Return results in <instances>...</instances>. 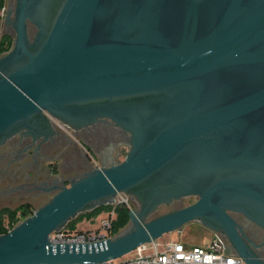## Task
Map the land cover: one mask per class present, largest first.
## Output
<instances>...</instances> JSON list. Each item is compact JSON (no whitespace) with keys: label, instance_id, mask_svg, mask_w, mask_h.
<instances>
[{"label":"water","instance_id":"1","mask_svg":"<svg viewBox=\"0 0 264 264\" xmlns=\"http://www.w3.org/2000/svg\"><path fill=\"white\" fill-rule=\"evenodd\" d=\"M13 25L0 57V145L45 114L75 126L109 118L131 137L123 161L53 186L0 235V264L113 261L195 221L223 231L246 264H264L230 213L264 229V0H18ZM131 192L143 206L120 235L52 242L78 214Z\"/></svg>","mask_w":264,"mask_h":264},{"label":"flooded vegetation","instance_id":"2","mask_svg":"<svg viewBox=\"0 0 264 264\" xmlns=\"http://www.w3.org/2000/svg\"><path fill=\"white\" fill-rule=\"evenodd\" d=\"M17 5L18 0L15 1L14 5L10 4L7 11V18L9 17L7 19V26L14 32L13 22L15 20ZM28 31L30 40L34 41L39 32L38 27L31 21H28ZM37 123L40 124H38L36 129L32 131L28 129L22 130L0 145V172L3 170L2 165L6 162L7 168H10L13 163L18 165L19 168H34L35 171L27 175L26 181L29 182L30 178H33V175L36 174L33 181L27 184L37 187L36 185L40 181V178L42 179L40 183L44 187H37V197L50 195L53 186L57 184L62 186L64 183L71 181L73 177L81 176L85 172L119 163L120 161L114 156L119 154L116 143L121 142L122 144L130 146V133L117 126L109 118H98L89 124L75 126L62 119L45 114ZM76 138H81L85 142L97 141V144H94V147L97 148L99 144L100 146H107L106 160L110 162L105 161L98 164L95 162L94 156L90 153L88 157L83 158L81 151L73 142V139ZM55 161H59L60 169L57 168L58 165ZM43 167L47 170L43 171ZM61 167L64 169L62 170ZM55 169L57 173H55ZM65 174L68 175V179L63 177ZM129 195L138 199L132 192ZM192 197L197 201V197L194 196L183 197L174 200L170 204H161L156 210L163 205H173L174 203L182 202ZM142 206L143 204L140 202V207L136 209L141 210ZM230 213L239 224L241 228L239 232L248 248L258 258L264 261V229L240 212ZM200 224L204 226L201 222ZM205 228L221 235L229 251L235 252L223 231H215L208 227Z\"/></svg>","mask_w":264,"mask_h":264},{"label":"rangeland","instance_id":"3","mask_svg":"<svg viewBox=\"0 0 264 264\" xmlns=\"http://www.w3.org/2000/svg\"><path fill=\"white\" fill-rule=\"evenodd\" d=\"M15 1L16 0H5L4 9L0 11V37L5 33L11 34L14 37L16 36L15 32L9 29L7 26V11L10 7V4L14 5ZM73 142L81 151L83 158L88 157L90 153L94 156L95 162H97L98 164L108 161L106 160L107 146L105 145L100 146L99 144V147L97 148L94 147V144H97V141L85 142L81 138L73 139ZM116 146H117V152L119 154L114 156L118 161L121 162L125 159L126 154L130 149V146L122 144L121 142L116 143ZM55 162L58 165L57 168L60 169L59 161H55ZM2 166L4 171L2 170L0 172V210L4 208L16 209L18 206H20L23 203H29L36 210H38L40 207L45 205L56 193V191H51V194L48 196L37 197L38 195L37 187H44L40 183L42 179L40 178V181L36 185L37 187L27 184L33 181V178L36 176V174L33 173L34 177L30 178L29 182L26 181L27 175L35 171L34 168H19V166L14 163L10 166V168H7V162ZM42 169L43 171L47 170L45 169V167H43ZM63 177L65 179L69 178L67 174H65V176ZM74 178L76 177H73L72 179ZM114 198L116 199V201L106 202L105 205H118V204L121 205L120 203L124 199L131 206V208L136 209V205L130 202L129 194L121 193ZM195 201L196 199L192 197V198H188L185 201L174 203L173 205H163L159 207L156 211H153L151 215L147 217L146 221H149L160 215L174 211L181 207L188 206L189 204ZM92 210H86L73 218L74 221H76L75 231L102 230L103 224L105 222L109 221L112 224V222L116 218V214L114 212H103L98 217L92 220L82 219L79 221V219L82 217L81 215L91 212ZM67 224L64 226V229H68ZM215 238H216V233L211 232L210 230L202 226L200 222L195 221L186 224L180 230L163 235L162 237L158 238L156 241L159 243L160 248H163L165 244L171 242H183L194 246H204L209 244ZM135 253L136 251H133L118 260L119 261L127 260L133 257Z\"/></svg>","mask_w":264,"mask_h":264},{"label":"built area","instance_id":"4","mask_svg":"<svg viewBox=\"0 0 264 264\" xmlns=\"http://www.w3.org/2000/svg\"><path fill=\"white\" fill-rule=\"evenodd\" d=\"M120 204L130 205L124 199ZM119 205V204H118ZM111 222L103 224L102 230L70 231L61 229L51 236L54 243H92L111 237ZM133 257L124 260H113L89 264H246L236 253L230 252L221 235L204 246H194L183 242H171L163 248L157 241L144 244L135 250Z\"/></svg>","mask_w":264,"mask_h":264},{"label":"trees","instance_id":"5","mask_svg":"<svg viewBox=\"0 0 264 264\" xmlns=\"http://www.w3.org/2000/svg\"><path fill=\"white\" fill-rule=\"evenodd\" d=\"M5 0H0V11L4 8ZM15 37L11 34L5 33L0 37V57L8 53L14 45ZM55 173L57 170L55 169ZM36 209L29 203H23L18 206L16 209L4 208L0 210V235L8 233L10 230L15 228L20 222L25 220L26 218L32 216L35 213ZM103 212H114L116 214L115 220L112 222L111 228V237H116L123 233L130 225V208L127 205H102L91 212L81 215L82 217L79 219H89L92 220L98 217ZM76 221L72 219L67 224L68 229L70 231H75ZM83 232V231H79Z\"/></svg>","mask_w":264,"mask_h":264},{"label":"bare ground","instance_id":"6","mask_svg":"<svg viewBox=\"0 0 264 264\" xmlns=\"http://www.w3.org/2000/svg\"><path fill=\"white\" fill-rule=\"evenodd\" d=\"M3 9H4V8H3ZM129 208H130V210L133 209V208H131V206H130ZM10 231H11V230H10ZM110 238H112V237H110ZM117 260H118V259H117Z\"/></svg>","mask_w":264,"mask_h":264}]
</instances>
